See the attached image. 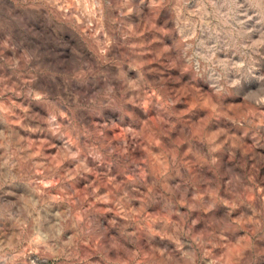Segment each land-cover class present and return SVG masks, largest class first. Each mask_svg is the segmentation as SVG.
<instances>
[{
	"label": "clouds",
	"instance_id": "1",
	"mask_svg": "<svg viewBox=\"0 0 264 264\" xmlns=\"http://www.w3.org/2000/svg\"><path fill=\"white\" fill-rule=\"evenodd\" d=\"M0 264H264V0H0Z\"/></svg>",
	"mask_w": 264,
	"mask_h": 264
}]
</instances>
